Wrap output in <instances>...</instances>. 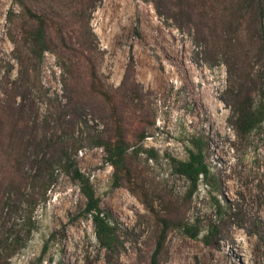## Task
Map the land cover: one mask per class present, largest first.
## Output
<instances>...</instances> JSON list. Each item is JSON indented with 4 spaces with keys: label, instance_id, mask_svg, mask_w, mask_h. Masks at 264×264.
<instances>
[{
    "label": "rangeland",
    "instance_id": "374dc122",
    "mask_svg": "<svg viewBox=\"0 0 264 264\" xmlns=\"http://www.w3.org/2000/svg\"><path fill=\"white\" fill-rule=\"evenodd\" d=\"M25 1L32 10L69 27L86 23L92 34V67L102 94L90 89L88 68L77 59H73L72 79L63 84L68 73L62 75L59 65L65 54L44 51L34 64L37 74L26 96L31 117L36 118L29 150H47L46 140L56 133L67 139L72 163L87 177L99 208L116 227L119 242L109 253L98 245L93 224L83 213L85 198L77 181L70 173L56 170L46 199L34 207L26 242L6 263L148 264L159 228L156 216L169 210L188 222L197 219L202 233L214 222L208 194L217 193L230 206L228 212L235 213L220 223L217 245L204 244L201 233L190 238L172 228L159 260L164 264H264V119L248 134L235 130L236 98L245 89L238 87L236 67L230 66L229 46L220 41L216 48L218 38L211 43L202 32L205 26L196 20L188 23L185 15L178 28L168 15L171 0H159L161 13L152 0ZM10 7L16 16L8 21ZM20 19L10 0H0V82L5 74L8 80L16 77L13 53L21 55L25 50L18 40ZM261 26L264 34V10ZM9 37L16 39L15 46ZM245 39L241 36L238 41V63L252 78L246 91L253 103L261 97L264 106V53ZM74 92L79 100L68 103ZM78 111L80 115L73 118ZM113 125L121 128L130 145L125 162L128 174L118 185L112 184V168L101 147L88 140L94 129L111 134ZM196 146L215 178L216 191L210 192L198 180L185 203L188 183L172 170L171 162L186 159L188 150ZM135 147L140 149L131 153ZM149 152L154 156L149 157ZM20 224L19 211H0V238L11 229L22 234Z\"/></svg>",
    "mask_w": 264,
    "mask_h": 264
},
{
    "label": "trees",
    "instance_id": "16d2710c",
    "mask_svg": "<svg viewBox=\"0 0 264 264\" xmlns=\"http://www.w3.org/2000/svg\"><path fill=\"white\" fill-rule=\"evenodd\" d=\"M95 1L89 0L90 3ZM152 1L155 10L161 13L159 0ZM10 2L19 10L21 23L18 27V40L25 50L21 55L18 52L13 53V58L18 65L16 77L8 80V75L5 74L3 81L0 82L3 88V98H0V211L4 210L7 213L19 211L23 232L21 234V230L11 229L5 237L0 238V264H7V259L26 242L32 226L31 217L34 207L46 199L45 194L56 179V170L70 173L71 177L77 181L79 190L85 198L83 213L89 216L93 224L98 245L109 253L119 242L116 227L109 216L99 208L98 200L93 194L87 177L72 163V153L70 146H67V139L60 133H56L46 140L47 150H38V148L35 150V147L29 150L36 131L34 129L36 118L31 117L26 96L31 92L30 86L37 74L34 72V64L39 63L44 51L53 54L60 51L65 54L64 61L62 60L63 62L59 65L62 75L68 73V77L62 79L63 84L72 79L71 69L75 64L73 59H77L84 62L83 65L88 68L90 89L102 94L100 88L96 87V77L92 67L91 57L94 47L91 46L89 39L92 34L84 26L86 23L69 27L64 21H54L45 12L32 10L25 0H10ZM171 2L172 11L168 15L177 22L178 28L180 18L185 15L188 23L196 20L199 25L205 26L206 29L202 32L204 36H208L207 39L211 43L218 38L215 42L216 48L222 41V45L226 44L232 51L230 66L236 67L234 71H236L238 87L245 89L243 96L240 99L236 98V108L233 112L235 130L241 135L248 134L263 121L264 106L261 97L253 103L249 91H246L250 88L252 78L240 69L238 58L241 54L238 41L241 36H244L248 44L256 43V51L264 53V34L261 26L264 0H171ZM187 9L190 11L186 12ZM193 15L195 18H192ZM14 16L16 14L10 7L6 12V20L9 21ZM207 21L210 22H208L209 25L206 24ZM9 39L15 46L16 39L12 37ZM29 64L33 67H29ZM224 64L229 69L226 61ZM17 98L18 101H16ZM76 100H79L77 94L68 97L67 102L75 103ZM74 113L73 118L75 115H80L81 111ZM70 121V127L73 130L74 123ZM142 136L143 134H140L139 138ZM88 140L93 146L101 147L106 162L112 168V184L118 185L122 176L128 174L125 162L130 148L122 135L121 128L113 125L112 133L106 136L101 130L94 129V133L88 136ZM70 141L73 143L74 139ZM74 147L75 150L77 147ZM139 149L140 147H135L131 149V153L136 154ZM148 156L153 157V152H149ZM171 166L172 170L188 183L183 193L185 203L190 201L198 180L208 185L210 192L216 191L215 178L204 163L202 149L199 146L189 149L186 159L172 160ZM208 199L213 209L214 222L208 223L202 233V227L197 219L188 222L187 219L176 218L169 210L165 216H156L159 228L148 264H164L159 260V255L164 251L165 237L172 228L180 229L190 238H195L201 233L200 239L204 244L212 247L217 245L220 223L223 218L235 216V213L228 212L230 206H225L217 193H209ZM20 204L23 207H20ZM147 208L152 211L150 205Z\"/></svg>",
    "mask_w": 264,
    "mask_h": 264
}]
</instances>
